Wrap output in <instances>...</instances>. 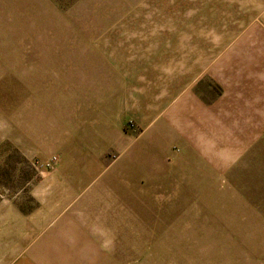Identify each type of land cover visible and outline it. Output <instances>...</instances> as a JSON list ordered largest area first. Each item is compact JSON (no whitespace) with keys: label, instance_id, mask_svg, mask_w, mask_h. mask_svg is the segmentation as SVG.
I'll use <instances>...</instances> for the list:
<instances>
[{"label":"rangeland","instance_id":"obj_1","mask_svg":"<svg viewBox=\"0 0 264 264\" xmlns=\"http://www.w3.org/2000/svg\"><path fill=\"white\" fill-rule=\"evenodd\" d=\"M250 26L264 0H0V213L47 216L11 264H221L264 241V124L221 158L208 140L157 158L129 96L150 37L203 58Z\"/></svg>","mask_w":264,"mask_h":264},{"label":"crops","instance_id":"obj_2","mask_svg":"<svg viewBox=\"0 0 264 264\" xmlns=\"http://www.w3.org/2000/svg\"><path fill=\"white\" fill-rule=\"evenodd\" d=\"M154 38L149 39L155 44L150 67L143 69L141 59L137 60V94H129L131 107L137 108V121L147 128L150 151L163 158L171 142L199 150L208 140L212 142L209 150L221 158L222 149H217L216 141L253 140L254 126L264 124L263 32L250 26L246 34L224 40L215 34L213 50L209 44L201 48L210 52L203 58L184 53V48L175 53L172 45H158ZM255 40L263 43L260 54L254 52ZM85 62L91 69V63ZM207 72L223 86L218 97L202 95L195 88L199 77ZM144 155L137 154L143 160ZM46 217L30 224L21 214L0 213V264H11L15 254H23L30 238L45 228ZM255 243L240 248L230 245L228 260H220L221 264H264V241Z\"/></svg>","mask_w":264,"mask_h":264},{"label":"built area","instance_id":"obj_3","mask_svg":"<svg viewBox=\"0 0 264 264\" xmlns=\"http://www.w3.org/2000/svg\"><path fill=\"white\" fill-rule=\"evenodd\" d=\"M55 160H56L55 156H52L51 158H49L48 162H46L47 166H50L51 163H54Z\"/></svg>","mask_w":264,"mask_h":264}]
</instances>
